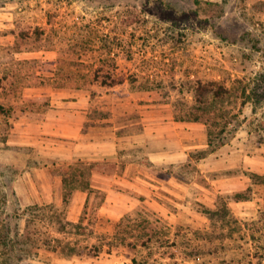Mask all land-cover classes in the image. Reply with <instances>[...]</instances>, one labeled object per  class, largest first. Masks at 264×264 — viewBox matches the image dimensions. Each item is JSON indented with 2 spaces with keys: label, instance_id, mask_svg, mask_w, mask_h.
I'll list each match as a JSON object with an SVG mask.
<instances>
[{
  "label": "rangeland",
  "instance_id": "obj_1",
  "mask_svg": "<svg viewBox=\"0 0 264 264\" xmlns=\"http://www.w3.org/2000/svg\"><path fill=\"white\" fill-rule=\"evenodd\" d=\"M0 12V264H264V175L239 169V190L213 206L194 199V185L187 207L119 199L114 217L104 203L106 189L120 187L107 160L110 125L134 142L139 104H158L160 120L220 107L212 137L222 125L224 143L242 130L264 137V0H0ZM213 79L232 92L216 101L214 85L200 104L196 81ZM75 105L89 107L95 159L71 156L72 139L46 132ZM127 152L117 156H140ZM196 170L177 169L186 179Z\"/></svg>",
  "mask_w": 264,
  "mask_h": 264
},
{
  "label": "crops",
  "instance_id": "obj_2",
  "mask_svg": "<svg viewBox=\"0 0 264 264\" xmlns=\"http://www.w3.org/2000/svg\"><path fill=\"white\" fill-rule=\"evenodd\" d=\"M9 13L12 12H8L9 17L14 15ZM153 105L148 104L145 108L143 104H139L137 115H139L140 131L130 134L135 138L132 143L128 141L125 145L126 141L122 136L117 140L116 130L121 126L116 123L110 125L114 131L109 132V137L113 135L114 138L107 137L105 142L107 149H110L107 151V160H112L115 165L113 176L119 179L120 187L103 188L107 190L104 203L107 204L108 216L116 217L118 209L125 207L124 204L119 206L116 202L119 199L128 200L134 205L146 203L149 207L158 209L165 204V200L162 201L159 198L166 197L171 203L187 207L186 204L193 202V197H187L188 194L191 195L190 189L193 185L196 186V190H199L193 194L194 199H203L208 205L213 206L216 196L235 193L239 190L238 182L241 178H247L246 175L239 173V169L264 175V137L253 140L248 130H242L240 131L242 134L237 133L229 142L221 144L216 149H211L208 144V126L205 122L181 120L176 117L160 120L158 112L154 115ZM88 110V106H64L54 120L50 119L51 121L46 124L56 125V130L46 132L58 134L65 139H72L70 141L71 156H81L80 159L96 158L95 136L84 131L85 121H90V118L86 116ZM127 123L128 121L125 125H128ZM165 135L175 137L179 141L178 146L159 145L160 137ZM133 148L139 152L140 156H131L128 153ZM117 150L128 151V154L117 156ZM192 151H200L201 156H191ZM124 160H126V165L120 167L119 164ZM189 163L198 165L199 170H196L194 175L204 177V182L198 181L195 177L186 179L178 173V167ZM151 167L159 169L153 170ZM90 186L100 187L94 183ZM76 191L79 197L73 206L75 207L74 212L83 207L89 193V190L85 188ZM174 195L181 199H176ZM248 201L252 202V200ZM239 202L242 201L239 199L233 201L235 204ZM103 207L105 208L106 205Z\"/></svg>",
  "mask_w": 264,
  "mask_h": 264
},
{
  "label": "trees",
  "instance_id": "obj_3",
  "mask_svg": "<svg viewBox=\"0 0 264 264\" xmlns=\"http://www.w3.org/2000/svg\"><path fill=\"white\" fill-rule=\"evenodd\" d=\"M216 85L217 87L215 88V90L213 91L214 94V100L219 101V99H224L228 94H230L232 92V90L226 86L224 83L220 82L219 80L213 79V80H209L206 82H202L200 80L196 81V90L194 92H196L197 94V101L201 103H206V99H205V94L212 91L213 86ZM199 108V110L204 113V114H212V112L217 116L216 119L209 115V116H205V118L201 117V116H193L195 115V111H197ZM186 115L185 116H179L176 117V119H181V120H194V121H203L207 124V126H212V123L215 124V126L217 127L218 124H220L219 122V118L225 119L226 117V112H224L223 108H217L214 106H205V107H193L191 109L186 110ZM224 125H222L220 128H217L218 130V134H215V136H211L210 132H208V144L209 146L213 145V141H217L220 145L223 144L224 142L222 141L224 139L223 136H220L221 133L224 132ZM264 181V180H263ZM1 221V218H0ZM3 237H5L3 235ZM0 240H4L3 238H0ZM107 244V243H106ZM102 244L98 245L97 247H95L94 252L90 253L91 256H95L97 255V252L99 251V246H101ZM77 255H82L83 252L82 251H77V252H73Z\"/></svg>",
  "mask_w": 264,
  "mask_h": 264
}]
</instances>
